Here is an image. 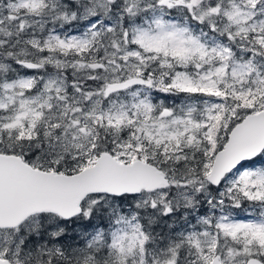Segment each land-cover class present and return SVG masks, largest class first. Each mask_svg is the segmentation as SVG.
<instances>
[{"label": "snow or ice", "instance_id": "6c2138e0", "mask_svg": "<svg viewBox=\"0 0 264 264\" xmlns=\"http://www.w3.org/2000/svg\"><path fill=\"white\" fill-rule=\"evenodd\" d=\"M0 264H264V0H0Z\"/></svg>", "mask_w": 264, "mask_h": 264}]
</instances>
